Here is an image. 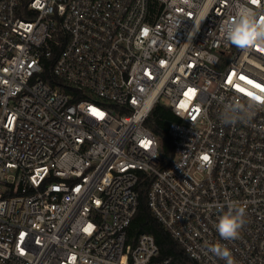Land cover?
Returning <instances> with one entry per match:
<instances>
[{"label": "built area", "instance_id": "built-area-1", "mask_svg": "<svg viewBox=\"0 0 264 264\" xmlns=\"http://www.w3.org/2000/svg\"><path fill=\"white\" fill-rule=\"evenodd\" d=\"M239 6L264 19V0H0V264H168L151 234L127 241L141 173L190 258L226 264L219 243L264 264V48L220 29ZM160 103L168 158L146 125ZM226 104L247 118L225 124ZM230 203L245 223L224 241Z\"/></svg>", "mask_w": 264, "mask_h": 264}, {"label": "clouds", "instance_id": "clouds-1", "mask_svg": "<svg viewBox=\"0 0 264 264\" xmlns=\"http://www.w3.org/2000/svg\"><path fill=\"white\" fill-rule=\"evenodd\" d=\"M258 3L259 0H257ZM220 29L224 38L242 51L256 46L264 48V19L258 18L256 12L251 8L237 7L235 16L222 23ZM194 34V32H190L189 36ZM247 116L248 110L242 105L236 104H226L221 113V119L229 125L243 121ZM218 207L221 214L215 223V229L220 238L224 241L238 239L245 223L244 208L231 203L226 205V211L224 210L225 205ZM207 251L224 260L226 264H235L231 251L224 245L210 244Z\"/></svg>", "mask_w": 264, "mask_h": 264}, {"label": "trees", "instance_id": "trees-1", "mask_svg": "<svg viewBox=\"0 0 264 264\" xmlns=\"http://www.w3.org/2000/svg\"><path fill=\"white\" fill-rule=\"evenodd\" d=\"M66 90L69 87L65 86ZM175 120L170 109L163 104H156L146 125L159 138L160 152L163 158L171 156V144L167 134L169 124ZM151 177L141 173L138 185L139 202L134 216L127 227V241L134 244L140 233H149L158 246L159 258H168V264H199L190 258L184 249L171 237L163 225L153 216L147 204V190Z\"/></svg>", "mask_w": 264, "mask_h": 264}, {"label": "snow or ice", "instance_id": "snow-or-ice-1", "mask_svg": "<svg viewBox=\"0 0 264 264\" xmlns=\"http://www.w3.org/2000/svg\"><path fill=\"white\" fill-rule=\"evenodd\" d=\"M253 2L254 3H256L257 2V0H253ZM241 79H245V77H243V76H241ZM248 83H252V81H248ZM255 87H257V88H260L261 86L260 85H254ZM194 90H189V92L191 93V92H193ZM240 91H244L243 89H240ZM261 91H264V88H261ZM188 93H186V95H187ZM249 96H251L252 95V93H247ZM255 99H257V100H260V97H254ZM204 159L205 160H207L208 159V157H204Z\"/></svg>", "mask_w": 264, "mask_h": 264}, {"label": "rangeland", "instance_id": "rangeland-1", "mask_svg": "<svg viewBox=\"0 0 264 264\" xmlns=\"http://www.w3.org/2000/svg\"><path fill=\"white\" fill-rule=\"evenodd\" d=\"M162 102H163V100H162Z\"/></svg>", "mask_w": 264, "mask_h": 264}]
</instances>
